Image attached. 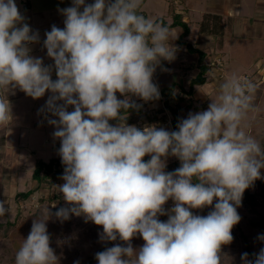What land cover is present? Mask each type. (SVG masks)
I'll return each mask as SVG.
<instances>
[{
	"label": "clouds",
	"instance_id": "9594fccd",
	"mask_svg": "<svg viewBox=\"0 0 264 264\" xmlns=\"http://www.w3.org/2000/svg\"><path fill=\"white\" fill-rule=\"evenodd\" d=\"M142 3L72 0L59 10L64 27L53 25L45 33L43 46L54 61L45 66L30 54L39 33L25 22L15 0H0V90L19 88L33 99L51 93L45 107L58 118L48 123L61 142L64 165V183L52 187L69 205L55 213L42 210L15 264H59L47 221L72 215L102 226V243L127 244L96 253L98 264H222V246L233 241L232 229L241 220L237 208L243 193L264 178V147L244 125L255 111L257 85L235 73L218 85L206 110L190 112L175 131L127 124L128 110L141 107L131 96L158 100L153 75L178 51L171 43L177 32L141 14ZM12 120L10 102L0 95V128ZM170 156L180 167L167 172ZM169 200L173 206L166 210ZM6 204L0 201V219L10 211ZM207 207L212 208L207 215L193 212ZM137 235L144 244L134 249ZM258 238L264 241V235ZM254 255L249 260L243 253V264H264V248Z\"/></svg>",
	"mask_w": 264,
	"mask_h": 264
},
{
	"label": "rangeland",
	"instance_id": "374dc122",
	"mask_svg": "<svg viewBox=\"0 0 264 264\" xmlns=\"http://www.w3.org/2000/svg\"><path fill=\"white\" fill-rule=\"evenodd\" d=\"M15 3L32 31H40L45 37L42 40L39 39L38 43L29 45L30 54L33 55L32 53L35 52L37 55L35 54L34 57L40 56L39 58H42L43 62H49L51 59L48 58L47 52H45L47 50L43 46L46 39L45 33L50 31L53 25L59 28L64 27L65 17L59 10L72 6V0H15ZM248 7L250 10L246 13V17L233 18L229 25L227 24L223 29L222 42L219 40L213 42V40L207 39V42L204 43V40L197 37L196 34L187 37L190 42L197 41V45L199 43L200 47H203L202 49H206V52L213 56L211 57L213 60L209 62L210 69L206 75V83L200 87H194L192 106H188L186 101L178 100L182 94L177 86L185 85L196 75V71H188L179 67L180 65L183 67L191 65L195 62L196 56L187 53L185 47L180 46L177 40L173 41V44L178 48L176 58L171 62L165 60V65L168 64L167 67H169H165V80L160 82L161 85L159 82L156 84L154 76L157 71H155L153 82L157 86L159 85L158 88L161 86L167 88L176 83L173 90L166 92V95L168 103L172 107L175 105L180 107L179 114L182 120L186 119L190 112L204 111L196 110L201 104L206 105V110L211 99L215 97L218 85L233 73L241 79L252 81L257 85L253 100L255 111L248 113L247 119L244 121L245 131L264 147V0H250ZM48 20H51L52 25L45 24V21ZM221 25L223 28L222 22ZM50 64L54 65V61L48 63V65ZM17 91L23 94V100L9 101L13 120L7 127L0 128V201H7L5 206L10 210L3 219H0V264H15L16 252L29 235L33 220L36 219L30 218V216L37 207L41 210L49 207L46 201L40 202L39 200H45L49 194L57 192L53 187L41 189L26 200L18 199L17 194L34 186L35 183L31 180V175L37 161L48 163L51 159L61 158L58 154L61 142L53 137L56 129L48 123V119L58 118L47 112L45 107L51 93L46 92L41 97L42 99H33L30 96H24V92L16 88L14 93L13 91L7 93L0 90V95L8 98ZM20 96L21 94H18V97ZM131 100L142 106L141 112L149 116H153L163 106V98L147 105L145 101H140V98L136 96H131ZM130 114L131 112H128L127 116ZM171 120V114L166 112L164 118L150 125L171 131ZM126 122L128 124L127 120ZM110 123L115 125L117 121L113 120ZM134 125L138 127L139 123ZM176 159L168 157L167 166ZM261 176L264 177V171H261ZM63 183L64 181L60 178L57 185ZM62 201L60 208L69 206L63 198ZM54 205L57 206L56 203ZM172 206L173 201L169 200L165 209H170ZM49 208L52 213H55L51 207ZM211 210V207H207L204 215H207ZM260 210L264 211V204L261 205ZM237 211L241 220L232 229L233 241L224 245L221 250L222 264H243L241 256L244 253L245 241L253 255L258 254L264 248V241L258 238L264 234L249 226L248 222L252 218L249 207L239 206ZM159 219L166 221L168 217L160 216ZM75 220V216L72 215L70 219L63 222L57 220L55 216L47 221V230L51 237L50 246L60 258L59 264H76L77 261L79 264H98L95 255L102 246L108 243H102L99 239V233L103 231L102 226L91 222L93 228L97 227V231L93 235L87 233L84 228L76 226ZM244 239L246 240L244 241ZM116 244L127 246L125 242L117 239L112 241L108 247ZM131 244L134 249H139L144 241L137 235L131 240ZM254 259L255 255L252 260ZM249 260L251 259L249 258Z\"/></svg>",
	"mask_w": 264,
	"mask_h": 264
},
{
	"label": "trees",
	"instance_id": "16d2710c",
	"mask_svg": "<svg viewBox=\"0 0 264 264\" xmlns=\"http://www.w3.org/2000/svg\"><path fill=\"white\" fill-rule=\"evenodd\" d=\"M144 2V1H143ZM173 7L168 8V13L172 15V23L170 27H179L181 29V34L177 38V43L180 46H184L187 50V53L193 54L196 56V60L191 65L183 67L180 65V68H184L188 71H196V75L194 78L190 79L188 83L185 85H179L177 86L181 91V96L178 98L181 102H187L188 106H192L193 102V94H194V87H200L203 84L206 83V75L209 72L210 65L209 62L213 60L212 54L206 52V49L197 48L196 42H190L187 37L189 36V26L187 23L182 21V18L180 15L175 14ZM141 13V12H140ZM143 14V13H141ZM144 15V14H143ZM212 22V24H210ZM200 33L207 36L211 40L216 41L219 40L222 42V35H223V28L220 22V19L216 16H207L205 20L200 25ZM212 45V44H211ZM206 60H208V63H206ZM54 76L55 70L53 73ZM176 86V83L171 84L167 88H162L159 90L160 92V98H163V106L162 108L158 109L153 116H149L146 113H142L143 107L141 106L139 110H133L129 109L128 112H131L130 116H127L128 124L134 125L136 123H139L138 128H143L146 125H150L153 123H156L159 119L164 118L166 115V112H169L171 114L172 120L170 122L171 131L177 130V124L181 120L179 110L180 107L174 106L172 107L167 100L166 92L172 91L173 88ZM17 91L13 96H10L7 98L8 101H12L14 99H17L18 97ZM155 101V100H153ZM153 101H147L145 104L152 103ZM143 104V105H145ZM206 105H200L196 110H205ZM145 161L150 159L148 156H145ZM180 167V161L178 159L174 160L173 163L168 165L166 167L168 172L174 171ZM261 171H264V169H261ZM64 173V165L62 164L61 158L51 159L48 163H45L43 161H37L35 164V167L33 169L31 180L35 183L34 186L25 192H21L17 194L18 199L20 200H26L28 199L34 192L39 191L41 189L50 188L53 185L59 184L60 178L62 177ZM48 195V194H47ZM40 202L46 201L47 205L52 208L53 212H56L58 208H60L62 204V195L60 193H53L49 194L48 197L44 199H40ZM57 204V206H54V204ZM264 204V178L263 179H257L254 181L253 185L250 186L248 189L245 190L242 197V202L240 207H249V211L252 214V218L249 220V226L257 229L262 234H264V211L262 212L260 210L261 205ZM206 208L202 209L200 212L198 210H193L194 214L197 215H204ZM42 210L37 207L35 212L30 216V218H37L41 215ZM75 216V215H73ZM75 225L79 228H84L87 233H95L97 230V227L93 228L91 225V221L85 222V219L80 216H75ZM94 235V234H93ZM246 239H244L245 241ZM112 241H108V243L100 248L98 252H101L105 250L108 246H110ZM224 248V245L222 246V249ZM221 249V250H222ZM244 253H248V257L252 260L254 255L250 251V247L245 241V246L243 248Z\"/></svg>",
	"mask_w": 264,
	"mask_h": 264
},
{
	"label": "crops",
	"instance_id": "0c3cea01",
	"mask_svg": "<svg viewBox=\"0 0 264 264\" xmlns=\"http://www.w3.org/2000/svg\"><path fill=\"white\" fill-rule=\"evenodd\" d=\"M143 1L144 2L142 3V6L140 8L141 13H143L146 17H152L157 20L163 21V23L169 27L172 23V15L168 13V8L173 7L175 14L180 15L182 21L188 24L190 30L189 35L192 36L193 34H196L197 37L199 38L201 37V39L204 40V43H206L207 39L210 38L200 33L199 24L201 25V23L203 22V20H205L207 16L218 17L222 22V24H224L223 27L224 29L227 26V24L229 25V22H231L233 18L246 17V13H248L250 10V7H248L250 0H143ZM93 2L94 0H86V3H93ZM45 24L52 25L51 20L45 21ZM170 28L174 29L177 32V37H179V35L182 32L181 29L179 27H170ZM38 33H39V38L41 40L45 38L42 32L39 31ZM176 40L177 39L173 41L176 42ZM173 41L171 42L174 43ZM197 48H203V47H200L198 43ZM32 54L34 56L36 53L34 52ZM49 62H53V60H50ZM49 62L45 61L44 65L49 66L48 65ZM167 66L165 65V60H162L160 65L157 67L156 70L157 72L155 73L154 76V78L156 79L155 80L156 84H158L159 82V85H161L160 82L165 80V67ZM53 73H54V69H53ZM53 73H52V79L55 80L57 77L54 76ZM160 89H162V86L159 88V90ZM18 94H21V96L14 100H19V99L23 100L22 98L23 94L21 92H18ZM24 96L27 95L24 93ZM117 97L118 99L123 98L122 96H120L119 93H117ZM140 101L143 102L144 100L140 99ZM72 110L74 109L70 107L69 111Z\"/></svg>",
	"mask_w": 264,
	"mask_h": 264
}]
</instances>
